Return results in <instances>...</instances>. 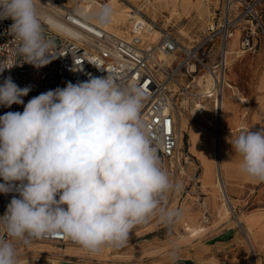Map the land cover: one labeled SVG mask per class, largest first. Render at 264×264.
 I'll list each match as a JSON object with an SVG mask.
<instances>
[{
    "label": "clouds",
    "instance_id": "1",
    "mask_svg": "<svg viewBox=\"0 0 264 264\" xmlns=\"http://www.w3.org/2000/svg\"><path fill=\"white\" fill-rule=\"evenodd\" d=\"M112 14L104 4L90 18L106 25ZM5 19L12 20L20 62L36 68L51 62L40 0H0ZM60 30L79 38L66 26ZM14 65L0 66V73ZM31 90L11 76L0 84V105H24L0 115V193L18 194L0 216V264H20L17 244L32 238L59 233L98 253L124 246L133 228L154 215L165 224L180 218L178 209L163 206L182 184L153 146L141 86H121L107 74L69 81L25 104ZM230 144L241 173L264 183V129L241 131Z\"/></svg>",
    "mask_w": 264,
    "mask_h": 264
},
{
    "label": "built area",
    "instance_id": "2",
    "mask_svg": "<svg viewBox=\"0 0 264 264\" xmlns=\"http://www.w3.org/2000/svg\"><path fill=\"white\" fill-rule=\"evenodd\" d=\"M40 2L53 59L41 68L20 62L17 41L8 31L12 20H0V62H5L0 66L15 64L0 73V84L11 76L21 88L31 85L32 90L23 97L25 104L40 93L63 88L69 81L77 83L107 74L121 86H141L145 92L142 118L149 126L153 146L170 177L179 163L180 143L184 140L179 130L180 116L201 111L198 105L204 107L208 100L215 108L222 102L229 67L228 50L235 32L240 31L239 49L244 54L255 52L264 38L261 11L264 0H222V7L214 17L218 15L217 21L207 26L201 39L189 45L183 44L169 27L146 18L144 10L140 11L146 21L143 31L122 36L83 18L79 14L83 0ZM61 26L74 30L79 38L65 34ZM154 32L160 36L151 42ZM23 107L0 105V115L22 112ZM14 195L18 196L15 192L0 193V216ZM170 198L163 202L164 207L169 205ZM30 242L52 243L61 248L79 245L59 233L17 245Z\"/></svg>",
    "mask_w": 264,
    "mask_h": 264
},
{
    "label": "rangeland",
    "instance_id": "3",
    "mask_svg": "<svg viewBox=\"0 0 264 264\" xmlns=\"http://www.w3.org/2000/svg\"><path fill=\"white\" fill-rule=\"evenodd\" d=\"M144 1L83 0L81 6L93 4L97 8L108 4L112 9L118 8L121 14L129 12L134 16L133 6H141ZM184 1L178 0V11L173 16L171 9L165 7L155 14L143 12L150 21H155L160 26L169 27L183 44L189 45L195 40L201 39L207 26L214 20L217 21L218 15L215 19L214 17L222 7V0H199L201 3L199 10L194 6L186 9L182 6ZM80 11L82 14H86L90 21L95 22L90 18L91 12L87 8L80 9ZM261 11L264 21V4ZM132 23L130 24L132 25ZM108 24L101 26L113 29L123 35H130L124 33L127 27L118 29ZM145 26L146 21L140 14V24L131 27L130 30L133 31L132 33H141ZM180 29L186 31L189 36L181 34ZM235 34L237 45L233 47L235 53L228 55L229 67L226 80L233 84L238 93L248 102L235 105L237 118L233 122L228 121V127L235 130L238 125L244 124L250 131H258L264 129V38L262 37V43L255 52L238 56L241 34L239 30ZM156 35V32L153 33L150 39H154ZM235 59L236 62L233 63L232 61ZM205 103L212 108L213 105L209 100ZM208 112L209 110L205 109L204 113ZM196 113L198 112L185 113L188 114L185 117L195 119ZM198 121L200 122L199 119L196 120V122ZM180 122L181 120H179V124ZM191 126L190 124L189 130ZM237 133L229 134L226 138L230 145L226 169V178L229 184H226V193L231 201V211H233V215L229 218H222L219 215L223 200L218 189L211 185L216 180L215 171L212 175V183L204 180V165L201 160L203 153L200 150L195 153L190 151L189 133L186 132L179 160V164L184 166L185 172H181L177 163L174 173V180L181 182L182 187L179 192L170 195V205H173V209H178L181 213L176 222L165 224L160 221L161 223L154 226L152 233L135 237L127 246L115 247L109 252L108 257H98L87 252L75 251L73 255L76 257L69 258L65 254L72 253L64 250L68 246L61 248L52 243L30 242L26 245H17L20 264H63V261L69 259L75 261V264H173L176 260L188 258L195 260V264H252L253 252L246 232L248 237L253 240L257 261L261 264L260 257L264 248V183L250 181L241 173L239 169L240 157L234 154L230 144L231 140L239 135ZM214 134V128H211L209 134L204 136L205 148L202 150L209 152L211 156H213V150L210 139ZM187 214L195 216L197 226L210 227L198 240L187 238L185 231V226L189 224L185 219ZM234 216L243 221V227L235 223ZM247 223L251 225L250 229L247 228ZM221 232L223 234L218 238L211 239ZM207 241L215 245L213 250L199 254L200 248ZM43 244L60 248L61 251L53 252V250L41 246Z\"/></svg>",
    "mask_w": 264,
    "mask_h": 264
},
{
    "label": "bare ground",
    "instance_id": "4",
    "mask_svg": "<svg viewBox=\"0 0 264 264\" xmlns=\"http://www.w3.org/2000/svg\"><path fill=\"white\" fill-rule=\"evenodd\" d=\"M200 4L201 3L199 2V0H185L182 6H184L186 9H190L192 6H194V7H197V9L199 10ZM164 7L170 8L172 12V16H173V14H175L178 11V0H145L141 6H135V5L133 6V9L135 10L134 16L129 14V12L121 14V11L118 8H114L109 24L112 25L113 28H118V29L127 27L124 30V33H129L131 35V33L133 32V31L131 32L130 30L131 27H134L140 24V14H141L140 11L141 10L155 14L156 12H159V10ZM85 8H87L92 13V11L95 9V6L93 4H86L85 7L80 5L81 10H84ZM80 9H79V14L83 18H85L91 23L99 25L95 22L90 21L89 18H86L87 15L82 14ZM132 16H133V19H132ZM130 23H132V25ZM101 27L110 29L104 26H101ZM110 30L115 32L116 34H119L122 36H128V35H123L122 33L117 32L113 29H110ZM179 32L183 35L189 36L188 33L184 31L183 29H180ZM156 33H157L155 37L156 39L155 38L150 39L151 41L153 40L152 42H155L160 36L159 32H156ZM236 45H237V37H236V34H234L233 39L230 41V48H229L230 50H228L229 55H232L235 53L233 51V47H235ZM237 54L239 56L241 54H244V52L238 51ZM232 62L235 63L236 59L235 61L233 60ZM207 81H208L207 86L209 87L210 78H208ZM225 83H226V87H225V91L222 97L221 104H218L216 108L214 105L212 106V108L205 105L204 106L205 108H204L202 104H199L198 110H201V111L198 112L199 114L196 113L197 115L195 119L186 118L185 115H188V114L181 115L180 116L181 122L179 124V130H180L182 138L184 137L186 132L189 133L188 143L190 145L191 152L195 153L200 150L203 153L201 160L204 165V172H203L204 180L210 181V183H212V175L214 174V171H215L216 180L211 185H213L214 187L218 189V191L221 193L222 200H223L222 204L220 205L219 215L222 218H229L231 215H233V211H231V207H230L231 201L226 193L227 191L226 184H229L228 183L229 181L226 178V174H227L226 169H227L228 150L230 147L226 138L229 134H234V133L241 132V131H248L249 129L244 124L238 125L235 130L228 127V121L233 122L237 118L235 105L239 103L246 104L248 100L245 97L241 96L240 93H238L236 87L233 84H231L228 80H225ZM204 109L206 110L208 109L209 112L207 114L204 113L205 111ZM197 119H199L200 122L199 121L196 122ZM190 124L192 126L189 130ZM211 128H214V132H215L214 136H212L210 139V144L213 150V156H211L209 152L207 153V151L205 152L202 151L203 148H205V137L204 136L205 135L207 136V133L209 134V130ZM238 134L240 133H237V135ZM183 144H184L183 141H181L180 143L181 148L183 147ZM179 166H180L181 172H185L184 166H181V164L178 163V167ZM172 179L174 180V174L172 176ZM166 208L173 209V205L171 206L169 203V205ZM185 219L189 223L185 226V231L187 232V238L198 240L207 231V229L210 228L208 226H197L195 224L196 218L195 216L191 214H187L185 216ZM234 220L238 226L243 227V221L241 219H239L238 217H235ZM160 221L161 220L159 219L158 215H154L150 217L147 221L135 226L130 234L129 240L124 246H127L129 243H131L135 237H138V236L141 237V236L152 233L154 226L157 225L158 223H161ZM250 226L251 225L247 223L248 229L251 228ZM246 237L251 245V250L253 252L252 262L254 264H259V261H257L255 245H253V240L251 239V237L250 238L248 237L247 232H246ZM41 246L49 248L50 250H53V252L61 251L60 248L53 247L52 245H49V244H43ZM114 248L115 247L108 246V247L103 248V250L98 253H90L86 251L85 249H83L80 245H68V248L64 250L72 254L73 253L75 254V251H79V252H84V253L87 252L92 255H96L98 257H101V256L108 257L109 252Z\"/></svg>",
    "mask_w": 264,
    "mask_h": 264
},
{
    "label": "crops",
    "instance_id": "5",
    "mask_svg": "<svg viewBox=\"0 0 264 264\" xmlns=\"http://www.w3.org/2000/svg\"><path fill=\"white\" fill-rule=\"evenodd\" d=\"M250 53V52H248ZM223 232H221L220 234H217L216 236L212 237L211 239H216L218 238L220 235H222ZM263 241H264V237H263ZM214 244L212 243H209V241L205 242V244L200 248L199 250V254H202V253H207L206 251H212L213 248H214ZM67 255L69 258H74L76 256H74L73 254H65ZM261 264H264V248H263V251L261 253ZM64 263H67V264H75V261L69 259L68 261H63V264ZM173 264H195V260H192V259H185V260H176L173 262Z\"/></svg>",
    "mask_w": 264,
    "mask_h": 264
}]
</instances>
